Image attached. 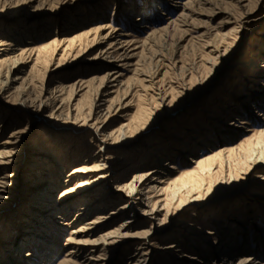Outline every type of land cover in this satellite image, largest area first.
I'll return each instance as SVG.
<instances>
[{
	"label": "rangeland",
	"instance_id": "374dc122",
	"mask_svg": "<svg viewBox=\"0 0 264 264\" xmlns=\"http://www.w3.org/2000/svg\"><path fill=\"white\" fill-rule=\"evenodd\" d=\"M145 1L0 0V23H6L10 26L26 23L28 26L40 27L49 21L51 26L49 31L51 30V33L49 32L47 36L40 37L38 44L44 45L49 41L51 36H54L55 27L69 20L70 15H83L81 16L82 21L88 17L84 24L71 30L76 31V34L77 31H88L97 27H102L97 31L100 36H104L111 30L115 33L113 35L115 38L102 39L94 44L85 42L71 55H56L39 64H32V62L20 64L23 65L21 71L12 72L11 76L15 78L26 75L28 79L32 80L28 90L29 96L25 97L26 101L25 98L23 99V95H19L20 92L13 90V86H17L18 82L5 86L1 90L0 120L3 126L0 128V185H4L6 193L5 198L0 200V229L5 234L8 233L7 237L9 239L13 238L14 232L11 234L9 232L11 229L16 228V220L24 211L26 201L30 198L29 195L32 192L37 193V191L42 192L49 189V191L52 190L54 197L59 198V201H69L70 203L77 197H81L86 193L90 194L93 191H95V197L102 195L103 190L110 192L109 194L118 192L115 188L118 180L126 179V181H123L128 182L131 180L130 175L133 173V171H128L126 176L116 179L119 172L128 170L125 162H131L132 159H136L139 154L145 153L151 147L168 143L169 140L180 136L181 132L178 129L181 130L184 126L190 125L192 118L195 116L199 115L198 119L203 120L204 112L202 111L206 109L208 101L215 98L216 90L225 83L230 75L237 73L246 48L250 44L259 43L258 40L261 37L259 33L264 30V21L256 28H252L254 22L249 21L253 16H264V0H258L259 3L256 0H251L253 2L252 16L245 15L246 18L237 24L231 19L227 24L217 28L220 32L221 42L217 44L218 51L214 52L211 45L216 44L213 42L215 38L209 36V34L200 37L201 33L204 32L207 25L216 26L218 21L226 18L218 13L215 16H209L208 21L210 13L207 8L211 6L210 4L200 5L201 7H195L194 5L196 9L192 13L194 25L188 26L186 35H182L180 39L178 34H161L153 37L150 35L153 30L161 29L162 26L165 27L170 22L171 18L168 20L166 15L159 14L160 7L165 9L166 12L169 10L168 15L174 17V15H177L178 4L177 6H169L170 1L164 0L163 6L157 4L155 7L147 5L146 23H140L139 26L142 24L148 26L145 28L139 27L136 29L137 32L129 34V37L135 39L136 44L134 47H136L135 52L137 51L138 55L132 59V66L129 68L124 67L122 71L124 86L126 84L129 91L125 92L126 89L121 86L122 88L120 87L117 91L112 92L110 96L114 95V98L108 110L105 108L108 103L105 102L101 106V110L95 113L92 106L93 96L91 95L83 97L80 105L75 110H72V105L66 103L61 115L57 116L51 113L56 108L54 103H51L49 96L52 87L56 83L55 80L59 77L58 75L60 77L66 76L65 78L69 79V83H71L76 76L72 73L80 67L92 66L93 62L97 61L99 57L97 53L100 49L106 48L109 42H115L117 37H120L118 35L128 33L130 24L124 13L125 8L122 6L128 7L135 3L145 6ZM222 5L233 9L235 12L239 10L237 5L234 2H229V0ZM136 12L131 15V18L137 17ZM130 23L133 22L130 21ZM82 26L83 29H81ZM195 36L200 37L199 41L195 40ZM208 41L209 43L205 44ZM114 63L118 62L115 61ZM108 67L109 64L104 62L94 65L91 69H96L98 75H101ZM133 67L137 68L138 75L135 73V69L133 71ZM57 69H59L58 72H56ZM148 76H153L152 80L149 81L150 83L147 81L149 80ZM1 80H4V76H0ZM256 80L260 84H255V87L262 89L264 87V70L261 77ZM164 96L167 97V101L162 102L161 98ZM261 100L264 106V97ZM40 101L48 103L46 108H44L45 106H42V109L39 107ZM25 105L29 111L25 112L23 110ZM257 109L264 114L262 107H257ZM251 110H249V114L241 115L245 123L238 124V127H241L242 130L239 133V138L234 137L235 140L230 141L233 145H238L240 141L245 142L247 137L254 136L255 132L264 127V124L261 125L260 122L261 116L258 118L253 117V119L248 118V115L250 117V112H252ZM123 123H128L129 126V132L126 133L125 137L117 143L110 144L106 150L100 151L99 144L101 143L94 138L92 131L97 128L100 130V138L105 137L111 140L113 136L115 137L119 133L118 129ZM16 127V130H20V132L11 134L12 129ZM137 127L142 128L134 131ZM244 128L247 131H244ZM110 133L111 135H109ZM15 137L19 139H15ZM5 140L12 142L3 144ZM15 140L19 142H15ZM226 142L228 143V141ZM223 143L217 140L216 143L210 146V151L206 147H197L198 159L204 158L206 155H212L220 149L219 145L225 146ZM258 146L251 144L246 151H240L237 154L238 157H232L228 163L223 161L220 164V162L215 161L212 170H204L200 174L197 173L195 164L183 159L180 160V157H177L175 164L178 168L174 170L169 179L174 180L176 185L166 190L167 198L170 196L172 198L171 202L164 206L155 218H149L151 216V213H149L150 206L147 205L146 192H144L136 197L135 202L137 204L134 203L131 209L128 207L120 215H113L115 217L111 219L109 226L118 224L134 212L136 214L133 219L135 222L146 221L143 228L150 230L148 236L150 245L148 247V260L145 264H161L158 260L166 256H169L176 264L192 263V261L193 264H203L207 261L210 263V260L212 263H218L211 240L217 237L222 239L223 235L219 226L205 216V212L216 213L221 209V204L224 203L225 206H230L235 204L236 200L247 197L246 200L240 201L242 211L235 210L236 216L243 221L246 220V226L243 231L236 235V240L240 251L245 255L251 257L261 255L264 250V199L257 197L259 204H256L254 195H264V180L262 181L260 176L256 175L258 173L256 170L246 171V161L251 154L257 153L262 145ZM41 150L46 152L47 156H40ZM68 152H70V156L72 152L73 155L77 154L80 157L77 159L73 157L72 160ZM41 157L44 160L40 163L38 159H41ZM99 159H105L107 168L90 170L86 176L88 182L82 183L81 179H84V176L73 179H71L73 174L69 176L75 166L82 164V160L85 162V166H94L100 162ZM46 162H50L55 169H58L55 170L54 176L59 174V179L55 181V184L58 182L59 185H53L51 189L49 188L50 183H47V185L40 184L41 181H39L42 177H46L42 175L46 172L43 167ZM64 162L65 164L68 163L61 166ZM39 164H41L39 174L41 176L36 178L34 177L36 176L35 171ZM154 165L152 162L146 161L145 165L139 166L138 169L141 171L153 170ZM47 172L51 173L53 171ZM232 173L237 174V176L230 178L228 175ZM84 174L86 175V173ZM150 176L156 175L153 172ZM68 187L72 188L70 192H60ZM196 195V199L192 200L191 204H184L174 213L172 212V210H175L174 206H176L179 199L183 200ZM123 201V199L119 202L115 201L113 204L118 205ZM114 206L116 205L107 207L105 212ZM248 206H253L252 210L254 212L245 219L248 208H251ZM72 215H75L74 208L67 216L66 223L71 220ZM88 217L89 215L84 217L83 220L72 224L67 223V225L62 226L55 224L53 230L49 232L48 242H40L42 248H44L42 250L34 244L25 246L23 249L20 245H17L18 247L15 246L17 250L13 253L6 252L5 249V252L3 251L4 264H57L61 262L63 258H67L68 248L71 246L69 238L73 235L70 234L69 229L76 228ZM186 222L190 224L187 228H185L187 224H184ZM141 225H132L126 231L128 237L124 239L116 237V239L124 240L123 243H125L115 248L107 257L104 256L93 264H128V261L132 258L127 259V253L130 252L129 254H131L134 241L141 239L135 233L139 228H142ZM201 228H203L202 231L210 230L212 233L202 234L200 233ZM5 234L3 233V235ZM169 234H174L175 238H168ZM244 234L249 242V246H246L245 250L242 248ZM182 235L188 239H183ZM206 240L210 242H206ZM168 241H173L175 245H179L181 251L193 254L196 259L194 258L192 261L183 259L180 262L176 258V252L171 251L177 247H173L169 251L163 249L162 246L165 247L163 243ZM1 242L2 239H0ZM190 245L197 246L199 250L195 251ZM116 246L113 245V247ZM26 250H29L30 255H25ZM83 254L84 252L80 253V256H83ZM78 256L74 259L76 263L81 262V258H78ZM261 260L264 261V255Z\"/></svg>",
	"mask_w": 264,
	"mask_h": 264
},
{
	"label": "bare ground",
	"instance_id": "6f19581e",
	"mask_svg": "<svg viewBox=\"0 0 264 264\" xmlns=\"http://www.w3.org/2000/svg\"><path fill=\"white\" fill-rule=\"evenodd\" d=\"M168 1H170L171 3L168 4L169 6H177L178 4L177 15L171 17L168 15L169 10L168 12H166L165 9L160 7L161 11L159 14L166 15L168 20L171 18L170 22L168 25L166 24L165 27L162 26L163 28L161 29H157L155 31L153 30L150 35L153 37L154 35L156 36L161 34H178L180 35V39L182 35H186L187 27L192 26L193 24L194 20L192 18V13L194 12V10H196L194 8V5L196 7L200 5L203 6L206 4H210L211 6L207 8L208 12L210 13V15H208V21L209 16H215L218 13L224 15V17L226 18L218 21L216 26L207 25L204 29V32L201 33L200 37H204L209 34V36H213L215 38L213 42H215L216 44L211 45L213 46L212 49L214 50V52L218 51L217 44L221 42L220 32L217 28H220L223 25L227 24L231 19H233L237 24L239 22H242L243 19L246 18L245 15L252 16L251 10L253 2L251 0H229V2H234V4L237 5L239 9L238 12H235L233 9L222 5L227 0ZM145 3V6H141L139 3L132 4L128 7L122 6L123 8H125L124 13L131 29L129 28V31H127L128 33H122L121 35H118L120 37H117L115 42L107 43L106 48L100 49L97 53L99 54V57L97 61H94L93 64L91 63L92 66L90 65L87 68L80 67L76 72L72 73V75L76 74L73 82L69 83V79L65 78L66 76L60 77V75H58L59 77L57 80H55L56 83L52 87L49 96L51 103H54L56 108L51 113L56 114L57 116L61 115L64 104L66 103H68L70 106L72 105V110H75L76 107L80 105L81 99L83 97L91 95L93 96L92 106L95 113L101 110V106H103L105 102L108 103L105 107L106 110H108L114 98V95L110 96L112 92L117 91L121 86H123V89H126L125 92L129 91V88L127 89V85L125 84L124 86V81L122 80V71L124 67L129 68L130 66H132V59L137 55V51L135 52L136 47H134L136 44L135 39L133 37H129V34L137 32L136 29L139 27L145 28L148 26L147 24H142L141 26H139L140 23H143L146 20L145 18L147 15V5L153 7H155L156 4L163 6L164 0H146ZM135 12L137 17L133 19L131 18V15H133ZM81 16L83 15H70L69 20L57 25L55 27L54 36H51L50 40L44 43V45L38 44V42L40 37L47 36L49 32L51 33V30L49 31L51 27L49 21H47L40 27L28 26L26 25V23H19L15 26H10L6 23H0V76H4V80L0 81V92L5 86H10L18 82L17 86H13V90L20 92L19 95H23V99L25 97L27 98L29 96L28 90L30 89V82L32 80L28 79L26 75L23 77L20 76L15 78L11 76L12 72L21 71L23 65L20 64H25L27 62H32V64L43 63L46 62V60L55 57L56 55H71L76 49H79V47H81L83 43L85 44V42L88 44H94L98 43V41L102 39L106 40L107 38H115V36H113L115 34L113 30L109 31L104 36L98 35L97 31L102 27L93 28L92 30L88 31H77V34L75 33L76 31H71L76 27L84 24V21L88 18L86 17V19L82 21ZM129 20L133 23H130ZM249 21L254 22L252 28H256L260 26L261 22L264 21V16H253ZM81 29H83V26ZM259 34L261 36L258 40L259 43H255L254 45L250 44L246 48L243 54L244 57L239 63V69L237 73L232 75L229 74L230 76L228 77V79H226L225 83L216 90L214 94L215 98L208 101L206 109L202 111L204 112V116L202 115V121L198 119L199 115L197 117L195 116L194 118H192V122L190 125H186L183 128L181 127V130L178 129V131L181 132V135L176 136L177 138L175 137L169 140L168 143L166 142L158 144V146H156L158 148L151 147L150 149L145 151V153L139 154L136 159L131 158V162L125 159V161H127L125 162V165L128 170L119 172L116 176V179H119V177L121 176H126L128 171H133V173L130 175L131 180L128 182H124L126 181V179H123L124 181L122 179L121 181L118 180V184L115 185V188L118 192L109 194L110 192L108 193V191L103 190L102 195L95 197V191H93L90 194L86 193L81 197H77L71 203L69 201H59V198L54 197L52 195V190L49 191V189H45L42 192L37 191V193L32 192L29 195L30 198L26 201L24 211L21 212V216H19L16 220V228L13 230L11 229V231L9 232V234L14 232L13 238L9 239L7 237L8 233L5 234V232L0 229V239H2V242L0 243V264H4L5 259L3 251L5 252V249L7 250L6 252L13 253V251L17 250V248L15 247L17 245H20V247L23 249L25 246L34 244V246H37L42 250L44 248H42L43 246L40 242H48L47 238L50 237L49 232L53 230L55 224L61 226L67 225V223L72 224L73 222L83 220V218L88 215L89 217L78 224L76 228L69 229L70 234L73 236L69 238V243L71 246L68 248L67 258H63V260L57 264H93L95 263V261L101 260L102 257H107L115 248H118L121 244H124L125 242L123 243L124 240L122 239L128 237V233H126V231L132 225L137 224H142V228H139V230L135 232L141 239L134 241L135 243L133 252L131 254H129L130 252L127 253V259L132 258L128 261V264H145L148 260V247L150 245L148 243L150 230L147 228H143L146 221L142 220L140 222H135L133 220L136 217L135 212L128 216L126 219L121 220L118 224H113L114 226H109L111 224L110 221L113 217H115L113 215H120L126 208L130 207L131 209V206L134 203L137 204L135 202L136 197L140 194H143L144 192H146V202H148L147 205L150 206L149 213H151V216L149 218H155L161 212V210H163L164 206H166L172 200V198H170L171 196L167 198L166 190L176 185V183H174V180L169 179L172 176L174 170L178 168L175 164L177 157H180V160L183 159L195 164V169L197 168V173L200 174L204 170H212V166L215 164V161L220 162V164L223 161H227L228 163V161L231 160L232 157L237 156L240 151H246L247 147L251 144H255V146H258L259 144V146L262 145L260 146L259 151H256L257 153H255L254 155L251 154V156H249L246 161V171L256 170L258 172L256 175L260 176L261 180L263 181L264 127L255 132L254 136L247 137L245 142L240 141L238 145H233L232 143H230V141L235 140L234 137L237 138L239 136V133L242 130L241 127H238V124L245 123L241 115L245 113L249 114L250 109H252V112H250V117L248 115V118L253 119V117L258 118L261 116V125L264 124V114L259 112L260 110L257 109V107H262V109H264V106L261 103V98L264 97V87H262V89L255 87V84H260L256 79H259L261 77V73L264 70V30ZM200 37H196L195 40L199 41ZM208 43L209 41L205 42V44ZM115 61H117L118 63H114ZM104 62L108 63L109 67L105 69L101 75H98L96 69H91L94 65L102 64ZM135 67H133V71ZM58 71L59 69L56 70V72ZM135 73L138 75L137 68L135 69ZM152 77L153 76H150L148 78L149 80L147 81H151ZM166 99L167 97L164 96L161 98V101L165 102L167 101ZM47 104L48 103H45L44 101H40L39 107L42 109V106H45L44 108H46ZM23 110L25 112L29 111L26 105L24 106ZM2 126L3 123L0 120V128ZM141 128L142 127H137L134 131H137ZM16 129L17 127L12 129L13 131H11V134L20 132V130ZM118 131L119 133L115 137L113 136L111 140L109 138L110 141L108 140V138L99 137V129L95 128L92 131V135L94 136V138L98 139L101 143L99 144L100 151L106 150L110 144H114L119 142V140H122V138L125 137L126 133L129 132L128 123H123ZM244 131H247V129H245ZM109 135H111V133ZM17 137H15V139H19ZM217 140L224 142L223 144H225V146L221 144L219 145L220 149L212 155H206V157L198 159L199 154L196 153L198 150L196 148L206 147L207 150H209V148H211L210 146L216 143ZM226 141H228V143ZM11 142L12 141L5 140L3 141V144ZM15 142L19 141L15 140ZM69 153L70 152H68V155L70 156ZM39 155L47 156V153L41 150ZM72 155L73 153L71 152V156ZM71 156L70 159L72 160L73 157L75 159L80 157L77 154L73 155L72 158ZM38 160V162L41 163V161H43L44 159H42L41 157V159ZM98 161L100 162H98V164L94 166H85V162L82 160V164L75 166L69 176L73 174L71 179L79 176H84V179H81L82 183L88 182L86 176L90 170L99 169L102 167L107 168V162L105 161V159H99ZM146 161L155 164L153 170L141 171L138 169L139 166L143 164L145 165ZM161 161H163V163H161ZM67 163L68 162H66V164ZM66 164L64 162V164L61 166H64ZM40 165L41 164H39V166L36 168V171L34 170L36 173V176L34 177L36 178L41 176L39 175L41 171ZM43 167L45 168L46 172H44V174L42 175L46 177H42L39 180L41 181L40 184L43 183L47 185V183H50V189L53 188L51 187L53 185H59L58 182L55 184V181L59 179V174H57V176H54V172L57 168L55 169L50 162H46V165ZM241 169L243 168L241 167ZM50 170H52L53 172H47ZM153 172L156 176L152 177L150 176V174H152ZM84 173H86V175ZM49 176L51 177L49 178ZM228 176L230 178H234V176H237V174L235 175L232 173ZM4 189V185H0V200L5 198L6 189ZM71 189V187H68L62 189L60 192H70ZM119 197H121L124 201L118 205L113 204L115 201L119 202V200H122L117 199ZM196 197L197 195L195 197L185 198L183 200L179 199L176 203V206H174L175 210H172V212L174 213L177 209H179L180 206H183L184 204H191L190 202L192 200H195ZM254 197H256V204H259V201H257V197H260L259 199H264V195H254ZM246 198L247 197H242L240 198V200H236L235 204L237 207L235 206V204L225 206V204L223 203L221 204V209L216 211V213L205 212V216H207L210 220H212L213 223L219 226L223 238L221 239L217 237L214 240H211L214 254H216L215 256L217 257V261L219 262L212 263V261L210 260V263L207 261L208 263L203 262V264H264V261L261 260V257L264 255V250L261 252L262 256L257 255L256 257H251L241 252L237 244L236 235L239 232L243 231L246 226V220L243 221L238 216H236L235 210H237L238 212L239 210L242 211V203H240V201L242 202L246 200ZM113 205L116 206L110 208L109 211L105 212L107 207ZM248 207L251 208H248L245 219H247L248 216L252 212H254L252 210L253 206ZM73 208L75 210V215H72L71 220L69 218L70 221L66 223V218L71 213ZM231 217H233L234 219H232ZM131 223L133 224L131 225ZM184 224H187V222ZM189 225L190 224H187L185 228H187V226L189 227ZM202 229L203 228H201L200 232L202 234L212 233V231L210 230L202 231ZM3 233L5 235H3ZM116 237H121L122 239H116ZM182 237L185 240L188 239L184 235H182ZM243 237L244 241L242 248L243 250H245L246 246H249V242L245 234ZM168 238L173 239L175 238V235L169 234ZM206 242L210 241L206 240ZM163 244H165V247L164 245L162 246L163 249H168V251L173 249V247H177L175 250L171 251L176 252V258H178L180 262L183 261V259H188L189 261H192V259L194 258L196 259V256H194L193 254H187L184 251H181L179 245H175L173 241H168ZM113 245L117 246L113 247ZM190 247H192L195 251L199 250L197 246L195 247L194 245H190ZM82 252H84V254L83 256H80V253ZM24 253L26 256L30 255L29 250H26V252ZM77 256L78 258H81V262L79 263H76L74 260L75 258H77ZM158 261L161 264H176L169 256L163 257ZM185 264H193V261L192 263L188 262Z\"/></svg>",
	"mask_w": 264,
	"mask_h": 264
}]
</instances>
